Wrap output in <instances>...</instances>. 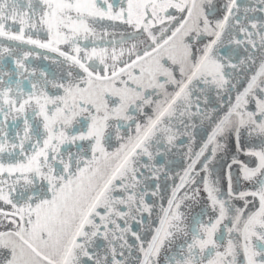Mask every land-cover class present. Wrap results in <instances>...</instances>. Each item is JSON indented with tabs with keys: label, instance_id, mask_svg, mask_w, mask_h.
<instances>
[{
	"label": "snow or ice",
	"instance_id": "1",
	"mask_svg": "<svg viewBox=\"0 0 264 264\" xmlns=\"http://www.w3.org/2000/svg\"><path fill=\"white\" fill-rule=\"evenodd\" d=\"M0 264H264V0H0Z\"/></svg>",
	"mask_w": 264,
	"mask_h": 264
},
{
	"label": "flooded vegetation",
	"instance_id": "2",
	"mask_svg": "<svg viewBox=\"0 0 264 264\" xmlns=\"http://www.w3.org/2000/svg\"><path fill=\"white\" fill-rule=\"evenodd\" d=\"M44 63H46V62H44ZM195 210H198V209H194V211H195Z\"/></svg>",
	"mask_w": 264,
	"mask_h": 264
}]
</instances>
